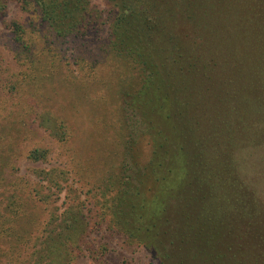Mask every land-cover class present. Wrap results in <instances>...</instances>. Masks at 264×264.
Masks as SVG:
<instances>
[{
    "label": "trees",
    "instance_id": "trees-1",
    "mask_svg": "<svg viewBox=\"0 0 264 264\" xmlns=\"http://www.w3.org/2000/svg\"><path fill=\"white\" fill-rule=\"evenodd\" d=\"M11 1L0 0L1 18ZM110 1L106 49L117 81L118 72L139 76L138 87L119 91L148 160L125 140L117 169L93 182L73 157L85 187L68 185V207L40 221L34 210L49 201L35 199L39 184L19 175L17 159L46 158L37 129L57 147L74 136L59 109L39 105L44 72L61 66L52 45L82 37L99 17L88 0H33L51 37L3 19L21 70L0 83V264H71L88 231L79 195L92 193L112 229L160 264H264V204L236 161L264 147V0ZM41 171L56 187L70 179L64 168Z\"/></svg>",
    "mask_w": 264,
    "mask_h": 264
},
{
    "label": "rangeland",
    "instance_id": "rangeland-1",
    "mask_svg": "<svg viewBox=\"0 0 264 264\" xmlns=\"http://www.w3.org/2000/svg\"><path fill=\"white\" fill-rule=\"evenodd\" d=\"M23 1L9 2L5 17H0V83L8 81L21 70L17 58L18 49L11 31L3 26V19L8 22L16 21L34 31L40 29L43 36L51 37L48 28L40 25L41 20L33 0H28L26 5ZM88 1L99 18L88 25L82 37H71L52 45V54L56 55L61 66L54 76L50 74L51 70H45L44 74L49 78L44 89L47 97L39 104L41 109H59L74 136L69 143L57 147L43 131L37 129L38 138L34 139L43 138L39 143L50 152L44 160L38 162L25 160L24 156L17 159L19 175L32 184H39L35 187L38 193V199H35L43 197L49 201L33 209L37 211L40 221L49 217V213L60 214L68 207L70 202L65 198L68 185L73 184L78 189L85 187L83 184L87 182L86 177L81 180L74 176L77 169H73V157L79 162L76 167H85L91 172L93 182H97L96 180L106 177L108 171L117 169L120 165V151L125 140L137 141L136 158L140 163H145L150 155V148L144 142V137L138 136L141 132L138 133L134 128L135 117L131 118L130 112L122 109L124 104L119 91L138 87L139 76L134 70L128 75L117 71L122 74L120 81H117L114 70L115 63L118 62L110 59L106 49L109 26L115 11L113 5L110 0ZM45 48H48V44ZM89 69L97 75L96 80L89 79L87 82L85 74L89 73ZM96 92H99L96 95L100 103L92 100ZM15 106L12 104L10 109L13 110ZM127 126L130 131H135L132 133L134 135H128ZM236 161L247 187L255 191V195L264 204V147L240 151L236 155ZM54 168H64L70 172V179L62 182L60 187L50 184L41 171ZM79 199L80 206L83 204L82 213L88 223V231L79 244V250L76 249L71 264H95L96 260L104 264H160L159 258L154 254L112 229L108 224V216L101 214L104 209L97 203L99 196L93 193L80 194Z\"/></svg>",
    "mask_w": 264,
    "mask_h": 264
}]
</instances>
